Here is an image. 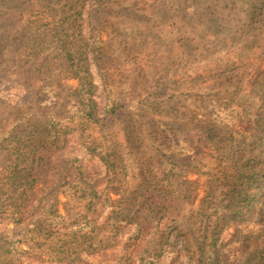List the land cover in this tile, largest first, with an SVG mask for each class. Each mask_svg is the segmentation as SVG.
<instances>
[{"label": "rangeland", "instance_id": "1", "mask_svg": "<svg viewBox=\"0 0 264 264\" xmlns=\"http://www.w3.org/2000/svg\"><path fill=\"white\" fill-rule=\"evenodd\" d=\"M10 1L13 18L0 14V253L57 264L45 245L22 243L43 232L32 217L47 204L42 177L34 212L20 219L7 207L32 200L25 135L37 115L70 130L54 155L73 176L55 179L61 203L71 199L58 214L78 232L77 244L102 242L75 264H264L256 211L264 199L213 240L228 204L226 176L242 170V155L229 148L249 136L261 104L264 0H91L83 23L90 93L63 80L64 65L42 66L61 28L47 21L46 3L24 11L30 0ZM88 96L95 116L85 123ZM21 124L18 144L8 133ZM90 194L96 203L85 209Z\"/></svg>", "mask_w": 264, "mask_h": 264}, {"label": "trees", "instance_id": "2", "mask_svg": "<svg viewBox=\"0 0 264 264\" xmlns=\"http://www.w3.org/2000/svg\"><path fill=\"white\" fill-rule=\"evenodd\" d=\"M32 1L33 3H31ZM34 1H37L38 4L46 3L45 7L49 13L47 19L48 22L51 20L50 23L58 22L56 24H61L60 31L53 34V36H57L56 43L49 45L52 48L50 60H46L42 66H54L55 61L60 63V65H64L65 70H63L62 73H69V75L63 80H78L80 85L90 93L95 86L92 80L91 63L89 60V44L87 38L84 36L83 23L85 9L87 5L90 4L91 0H30L27 4H24V11L28 10V7L35 8ZM46 1H49V3ZM50 3H52L53 6H50ZM12 5L13 4L10 0H0V14H5L7 17L10 16L13 18V15H10L9 13L10 9L15 7V5L13 7ZM56 6L58 7L56 8ZM56 14H60L57 21ZM2 16L4 19V15ZM3 24H5V21H3ZM69 31H73L71 33H74L75 35L72 36ZM55 45L56 47L54 48ZM54 51H56V54ZM35 66L36 62L32 63L30 65L31 69L27 72L32 71ZM259 91L261 94V104L253 123L254 126L252 130L247 133L249 136L242 137L236 142L237 144L235 143L236 147L231 146L229 148L230 153L236 148V155H238V153L242 155L240 158V161L242 160V163L240 164L242 170L239 175L231 174V172H229L226 176L227 183L229 184L226 193L228 204L224 207L220 218H217L218 221L214 227L215 231L213 234V240H215L216 234L220 231V228H222L223 225H238L237 221L241 220L243 217L245 218V216H247L245 212L247 213L254 207L251 205L261 203L264 199V71L259 81ZM81 99V102H88V105H86L85 108L86 110H83L86 123L93 120V117L95 116L92 113L95 101L91 96L86 98L81 97ZM36 116L37 115H34L28 120L26 125L32 130L29 132L28 136L25 135L30 141L29 144L31 146L29 153L33 162L31 167V181L33 185L29 192V198L32 200L29 201L28 205H24L23 207L22 205H11L7 207L11 209V215L19 217L20 219L24 216V212H27L28 210L34 212V201L38 195V190L34 187L36 186V183L40 181V177H42L41 181L47 186V196L45 198L47 204L43 209V216L35 218L33 215L32 217L37 220V226L43 232L40 235L34 236L35 238L32 240L22 241V243L27 245L31 243L32 246H36L37 248L45 245L47 247V252L49 253L48 258L53 263L75 264L82 260L83 251L87 254H92L93 251H96L95 245H99L100 247L102 246V242H97L96 240V243L93 244L92 241H90L89 244H86L87 246L77 244L75 238L78 235V232L73 229L68 230L65 222L66 216L58 214L59 205L64 206V208L67 207L71 204V199L67 197V202L61 203L58 190L55 188V179L60 178L65 180L68 179V177L72 179L73 176L71 173L72 167H70L69 164H66V162L57 163L54 155L56 151L67 148L69 144L70 130L69 126L65 124L59 126L58 129V127L55 126L54 118L52 117L40 120V117ZM21 128H24L22 124L13 127L8 133V135L10 134V137L8 138H13L15 143L20 144L21 138H17V136L24 135V133H21L20 131ZM57 132L60 133L59 137ZM102 160H105L104 156H102ZM230 161L232 163L235 162L233 157ZM228 168L231 167L228 166ZM13 180L17 181V179ZM21 180H23V178H20V181ZM116 193H121L116 194L120 196L123 194L122 192ZM0 195L3 196L1 189ZM22 195L23 194H20V197ZM91 196L92 194L87 197L88 202H85L84 204L85 209H87L88 206L92 207L96 203ZM262 207L263 206L259 205L256 209L260 219L259 223H262V219L264 218V209H262ZM235 239L238 241L241 239L237 238V233L233 236V240ZM6 252L10 253V251L7 250L0 253V264L21 263L18 262V260H15L13 256L9 257Z\"/></svg>", "mask_w": 264, "mask_h": 264}]
</instances>
